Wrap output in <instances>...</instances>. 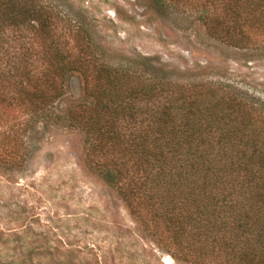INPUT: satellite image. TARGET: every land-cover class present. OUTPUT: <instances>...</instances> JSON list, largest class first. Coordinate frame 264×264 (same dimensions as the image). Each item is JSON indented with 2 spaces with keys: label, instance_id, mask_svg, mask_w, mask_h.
Instances as JSON below:
<instances>
[{
  "label": "rangeland",
  "instance_id": "1",
  "mask_svg": "<svg viewBox=\"0 0 264 264\" xmlns=\"http://www.w3.org/2000/svg\"><path fill=\"white\" fill-rule=\"evenodd\" d=\"M14 1L16 12L5 14L17 24H0V264H217L186 258L89 171L83 134L69 117L82 96L76 77L44 109L26 95L46 69L44 19L66 49L90 47L115 69L176 86L221 85L263 113L264 43L231 47L181 5L162 11L150 0ZM6 93L13 104L2 103Z\"/></svg>",
  "mask_w": 264,
  "mask_h": 264
},
{
  "label": "trees",
  "instance_id": "2",
  "mask_svg": "<svg viewBox=\"0 0 264 264\" xmlns=\"http://www.w3.org/2000/svg\"><path fill=\"white\" fill-rule=\"evenodd\" d=\"M150 1L162 11L193 8L209 35L231 47L264 43V0ZM16 4L0 5V24H17L5 14ZM50 26L44 19L46 69L26 97L44 109L77 78L81 101L69 117L83 134L89 171L186 258L264 264L262 109L221 85L176 86L115 69L90 47L66 49Z\"/></svg>",
  "mask_w": 264,
  "mask_h": 264
},
{
  "label": "water",
  "instance_id": "3",
  "mask_svg": "<svg viewBox=\"0 0 264 264\" xmlns=\"http://www.w3.org/2000/svg\"><path fill=\"white\" fill-rule=\"evenodd\" d=\"M167 261H168V262H170V261H171V259H170V258H168V259H167Z\"/></svg>",
  "mask_w": 264,
  "mask_h": 264
}]
</instances>
